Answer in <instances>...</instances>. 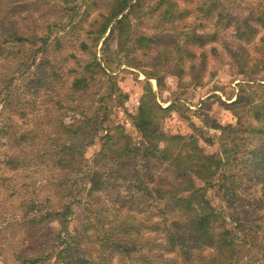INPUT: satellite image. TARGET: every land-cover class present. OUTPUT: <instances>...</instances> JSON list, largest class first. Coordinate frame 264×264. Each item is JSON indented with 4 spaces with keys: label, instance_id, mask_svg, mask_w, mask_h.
<instances>
[{
    "label": "rangeland",
    "instance_id": "obj_1",
    "mask_svg": "<svg viewBox=\"0 0 264 264\" xmlns=\"http://www.w3.org/2000/svg\"><path fill=\"white\" fill-rule=\"evenodd\" d=\"M114 1L0 0V29H14L23 39H36L34 45L9 41L2 45L6 51L0 56V264H19L20 255L42 257L38 264H54L69 235L73 243L64 264H100L99 260L104 264H186L178 253L167 250L161 232L152 230L154 223L163 221L159 208L137 205L145 192L133 187L132 180H114L110 173L114 162H99L95 154L100 139L114 126L138 141L131 117L146 83L162 108L175 104L159 120L162 132L192 135L205 154L217 153L226 136L224 129L236 124L231 103L242 84H250L236 66L264 49V27L253 16L264 12V0H173L177 11H190L173 23L162 17L160 0H140L139 12L129 20L132 36L122 52L115 42L107 48L103 45L116 20L95 41ZM198 7L202 12L210 10L211 16L200 20ZM248 14L251 18L245 22L256 30L245 41L236 37V31ZM220 18L231 19L229 25L222 26L225 19L217 23ZM174 27L216 37L193 50V58L183 62L179 79L166 74L175 63L173 56L163 64L157 56L159 46L151 50L133 46L140 35L165 41L163 35H174L166 32ZM39 39L46 41L43 48ZM93 58L102 72L90 80L85 67ZM142 71L161 77V87ZM83 77L86 83L74 87L75 79ZM247 122L251 121L243 114L241 123ZM161 168L154 173L160 174ZM93 169L103 173L109 188L88 196L83 177ZM127 173L130 177L133 172ZM164 174L171 178L169 170ZM237 174L238 169L232 168L221 174L235 177L234 193L222 199L217 189H226L227 184L218 177L207 196L242 240L238 257L244 262L264 256V185L250 175ZM66 206L71 207L68 214H64ZM88 224L90 236L84 238L80 228ZM123 224L132 227L131 238L142 244V251L127 259L101 253V235L116 236Z\"/></svg>",
    "mask_w": 264,
    "mask_h": 264
},
{
    "label": "trees",
    "instance_id": "obj_2",
    "mask_svg": "<svg viewBox=\"0 0 264 264\" xmlns=\"http://www.w3.org/2000/svg\"><path fill=\"white\" fill-rule=\"evenodd\" d=\"M132 1L115 0L113 2L95 39L96 42L99 41L110 23L116 20L103 41L104 48H107L110 42H115L116 48L122 52L123 47L130 40L132 35L129 32V20L130 17L134 18L140 10V0L133 3ZM177 6L173 0H160L158 3V7L163 9L162 17L171 23L189 16V9L177 11ZM198 8L197 12L202 13L200 20H206L211 16L210 10L202 12L200 10L202 7ZM125 9H128L126 15L117 19ZM253 16H256L257 24L264 27V12ZM250 18L251 15L248 14L238 22L237 38H244L247 41L249 36L254 34L256 29L245 22ZM223 19L225 18L218 19L217 23L222 24ZM225 20L223 27H227L231 19ZM171 31L175 34L170 35L168 32ZM166 32L168 35L162 37V39L167 37L165 41L140 35L133 40V46L141 50H151L153 46H159L157 56L161 58L163 64L169 62L170 55L173 56L175 63L172 64L173 67L167 69L166 74L178 79L183 74V62L193 58V50L201 49L216 38L215 35L199 36L191 30L176 31L175 27ZM35 40V37L21 38L14 32V29H0V56L6 51V47L2 45L9 41H25L34 45ZM39 40L43 42L41 44L43 48L46 41ZM259 51L261 52L257 57L240 60L236 66L237 73L245 76L250 84L243 83L238 95L231 103L236 124L234 127L227 126L224 129L226 136L217 153L205 154L197 139L192 135L185 137L164 133L160 130L159 120L165 117L175 104L162 108L157 103L148 83H146L145 93L140 99L137 112L131 117L138 141L134 142L119 126L112 127L110 133L100 139V149L95 154L96 159L99 162L102 159L114 162V170L110 171L114 180L119 178L124 181L132 180L133 187L136 186L145 192V199L137 205L145 203L149 208H159L163 221L154 223L152 230L157 233L161 232L167 250L178 253L186 264H264V256L256 260L240 262L238 247L242 244L239 243L242 240L236 235L234 228H229L225 220L216 213L207 196V192L214 189L218 177L222 178L223 185L227 184L226 189H217L222 193L220 195L222 199L229 193L235 192V177L221 175L225 169H238V176L250 175L255 181L264 185V49H259ZM94 60L93 58V61L85 67L86 76L90 80L102 72L100 65ZM128 64L136 66L133 63ZM142 73L147 79L153 78L157 88L161 87L163 80L161 77L152 71H142ZM75 80L73 86L79 88L82 87L81 83H86L87 78ZM243 114L249 117L251 122L243 125L241 123ZM158 167H162L161 173L156 175L154 169ZM167 170L171 172V178L164 174ZM127 172L133 173L129 177ZM101 174L103 173L96 169L85 173L84 184H82L88 196L92 192L107 189L105 178L103 179ZM70 210L71 207L66 206L64 214H68ZM232 221L239 232L236 221L233 218ZM63 222V220L60 222L61 225ZM97 223L101 225L100 221ZM90 227V224L81 226L80 232L84 238L90 236ZM119 227L120 232L116 236L109 233L101 235V253L108 252L127 259L131 254L141 252L142 244H139L137 239L131 238L132 227L129 224ZM124 233L128 235L120 236ZM58 236L60 238V235ZM64 240L63 248L59 249L54 256V264H64L69 254V247L73 240L70 235ZM204 250H209L210 253L204 255ZM40 258L42 257L28 258L20 255L17 261L19 264H38L41 262ZM99 263L104 264L103 260H99Z\"/></svg>",
    "mask_w": 264,
    "mask_h": 264
}]
</instances>
